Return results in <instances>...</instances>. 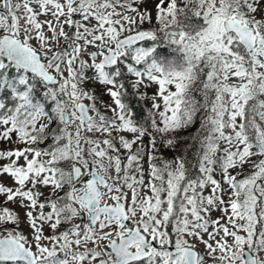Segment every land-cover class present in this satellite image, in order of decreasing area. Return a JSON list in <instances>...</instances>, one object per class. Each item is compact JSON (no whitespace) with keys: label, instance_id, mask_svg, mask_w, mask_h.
<instances>
[{"label":"snow or ice","instance_id":"1","mask_svg":"<svg viewBox=\"0 0 264 264\" xmlns=\"http://www.w3.org/2000/svg\"><path fill=\"white\" fill-rule=\"evenodd\" d=\"M0 264H264V0H0Z\"/></svg>","mask_w":264,"mask_h":264},{"label":"trees","instance_id":"2","mask_svg":"<svg viewBox=\"0 0 264 264\" xmlns=\"http://www.w3.org/2000/svg\"><path fill=\"white\" fill-rule=\"evenodd\" d=\"M130 99L132 100V106L135 109L136 113L143 111V107L140 103H137L134 98L130 97ZM165 155L170 156V154H168V153H166Z\"/></svg>","mask_w":264,"mask_h":264},{"label":"flooded vegetation","instance_id":"3","mask_svg":"<svg viewBox=\"0 0 264 264\" xmlns=\"http://www.w3.org/2000/svg\"><path fill=\"white\" fill-rule=\"evenodd\" d=\"M143 114H144V109H143V111L137 113L138 117H139V116H142Z\"/></svg>","mask_w":264,"mask_h":264},{"label":"rangeland","instance_id":"4","mask_svg":"<svg viewBox=\"0 0 264 264\" xmlns=\"http://www.w3.org/2000/svg\"><path fill=\"white\" fill-rule=\"evenodd\" d=\"M105 100H107L108 98L107 97H103Z\"/></svg>","mask_w":264,"mask_h":264}]
</instances>
